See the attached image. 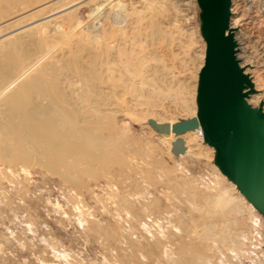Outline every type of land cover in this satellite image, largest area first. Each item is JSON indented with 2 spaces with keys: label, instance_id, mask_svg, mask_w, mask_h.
I'll use <instances>...</instances> for the list:
<instances>
[{
  "label": "rangeland",
  "instance_id": "374dc122",
  "mask_svg": "<svg viewBox=\"0 0 264 264\" xmlns=\"http://www.w3.org/2000/svg\"><path fill=\"white\" fill-rule=\"evenodd\" d=\"M77 1L76 18L81 17L79 24L85 32L94 34L106 26L135 39L145 56L156 57L150 63L175 78L173 89L180 81L179 96L189 110L177 97L162 109L164 120H156L157 114L148 118L144 111L143 115L139 99L137 103L135 97L124 95L125 109L115 117L122 134L123 160L108 164L110 168L98 165L91 175L82 176L80 185L36 164L13 172L0 166V264H168L167 258H179L185 247L206 245L207 241L190 235L189 229H199L208 221L221 227V216L203 214L206 196L217 194L220 188L240 196L238 203L251 217L243 219L238 213L234 217L239 221L229 224L240 230L236 234L241 238L239 250L219 241L207 243L212 249L207 252L211 264H264V208L239 193L215 157V149L205 141L195 138L193 142L195 135L188 133L160 134L154 126L156 122L171 124L197 111L194 75L206 45L199 1ZM235 6L249 26L242 28L249 35L246 44L251 52V67L244 63V70L258 80L251 96L259 99L252 98L251 105L263 110L264 59L258 51L264 39V0H231V8ZM153 26L163 32L154 45L148 40ZM142 206L148 213L144 221L139 218Z\"/></svg>",
  "mask_w": 264,
  "mask_h": 264
},
{
  "label": "bare ground",
  "instance_id": "6f19581e",
  "mask_svg": "<svg viewBox=\"0 0 264 264\" xmlns=\"http://www.w3.org/2000/svg\"><path fill=\"white\" fill-rule=\"evenodd\" d=\"M78 4L77 0H0V166L7 172L36 164L80 185L82 176L91 175L98 165L108 166L123 160V140L121 143L119 138L122 134L117 131L115 117L125 109L124 95L135 97L136 102L139 99L138 105H144L143 115L146 113L148 118L159 115L156 120H164L162 109L177 97L183 108L189 110L188 103L179 96L180 81L173 89L175 78L162 66L150 63L155 56H145V51L136 47L135 39L116 34L109 27L94 34L85 32L79 24L81 17L76 18ZM230 12L227 33L233 34L238 68L249 80V84L243 82L241 86L251 105L252 98L258 101L259 97L251 96L258 80H252L251 71L244 70V63L251 67V52L246 44L249 35L243 31L247 22L237 15L236 6ZM201 16L204 20L203 11ZM203 24L204 21L202 28ZM161 33L158 26H153L148 40L153 43ZM259 45L258 52L264 59V39ZM206 49L207 42L194 75L197 92L194 115L199 118L206 110L200 95ZM199 129L187 132L195 135L191 140L205 141L219 158L222 149L215 135L208 132L201 135ZM223 165L227 167L224 162ZM226 173L239 187L235 171L229 169ZM239 193L264 208L263 202L240 187ZM206 198L203 214L221 216V227L217 228L215 221H208L200 224L199 229H189L190 235L207 241L206 245L202 249L185 247L179 258H167L168 264H211L209 241L240 249L241 238L236 235L239 228H229V224L239 221L235 214L240 213L243 219L251 217L238 203L240 196L231 195L228 188H220L217 194ZM140 210L139 218L144 221L148 218L147 208L142 206ZM154 221L158 218L154 217Z\"/></svg>",
  "mask_w": 264,
  "mask_h": 264
},
{
  "label": "water",
  "instance_id": "95a60500",
  "mask_svg": "<svg viewBox=\"0 0 264 264\" xmlns=\"http://www.w3.org/2000/svg\"><path fill=\"white\" fill-rule=\"evenodd\" d=\"M198 1L207 42L200 86L204 116L187 114L171 124L156 122L154 126L158 133L173 136L200 127L204 134L213 133L222 149L217 157L222 169L234 170L241 191L264 203V113L247 102L242 90V83L249 84V80L238 68L233 34L227 33L231 0ZM197 149V157L202 156Z\"/></svg>",
  "mask_w": 264,
  "mask_h": 264
},
{
  "label": "built area",
  "instance_id": "2783aa9c",
  "mask_svg": "<svg viewBox=\"0 0 264 264\" xmlns=\"http://www.w3.org/2000/svg\"><path fill=\"white\" fill-rule=\"evenodd\" d=\"M199 133L202 135L203 134V130L199 129Z\"/></svg>",
  "mask_w": 264,
  "mask_h": 264
}]
</instances>
